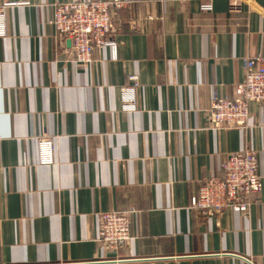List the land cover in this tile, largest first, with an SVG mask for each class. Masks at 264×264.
I'll list each match as a JSON object with an SVG mask.
<instances>
[{
    "label": "crops",
    "instance_id": "0c3cea01",
    "mask_svg": "<svg viewBox=\"0 0 264 264\" xmlns=\"http://www.w3.org/2000/svg\"><path fill=\"white\" fill-rule=\"evenodd\" d=\"M58 1L74 0H0L20 3L0 37V264H264V186L245 213L190 207L231 152L255 150L264 183L262 105L246 128L207 126L264 55V0H123L117 58L100 47L88 64L50 23ZM130 74L138 109L122 111ZM44 134L52 165L37 162ZM131 205L128 243L98 241L99 213Z\"/></svg>",
    "mask_w": 264,
    "mask_h": 264
},
{
    "label": "built area",
    "instance_id": "2783aa9c",
    "mask_svg": "<svg viewBox=\"0 0 264 264\" xmlns=\"http://www.w3.org/2000/svg\"><path fill=\"white\" fill-rule=\"evenodd\" d=\"M19 2H6L0 6V37L8 33L6 10ZM121 0H74L54 3L51 25L72 44L69 58L78 64H88L96 48L109 46L117 58V42L113 37L114 13L122 8ZM212 2L205 1L202 11L212 10ZM231 11H239L233 4ZM246 74L243 80L234 83L230 97L215 96L207 108L208 128L230 129L247 127L250 119V103L259 102L264 112V55L258 54L245 59ZM138 76L130 74L120 91L121 110L138 109ZM55 139L41 135L37 139V162L52 165L56 161ZM257 152L253 149L228 153L220 164V174L202 179L192 195L190 207L211 216L225 209L245 213L253 195L259 194L264 186L259 173ZM138 210L131 205L125 209L101 211L98 215V241L108 248L118 250L131 238V217Z\"/></svg>",
    "mask_w": 264,
    "mask_h": 264
}]
</instances>
